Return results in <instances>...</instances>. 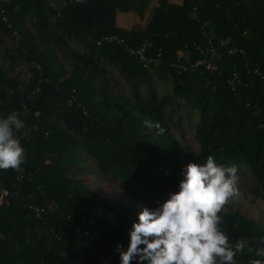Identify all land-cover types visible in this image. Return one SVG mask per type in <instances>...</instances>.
Wrapping results in <instances>:
<instances>
[{
	"label": "trees",
	"instance_id": "obj_1",
	"mask_svg": "<svg viewBox=\"0 0 264 264\" xmlns=\"http://www.w3.org/2000/svg\"><path fill=\"white\" fill-rule=\"evenodd\" d=\"M151 1L0 0V35L13 42L0 39V118L18 110L28 129L24 178L0 171V192H8L0 264H119L115 246H127L139 210L92 191L81 178L88 159L163 202L185 165L213 155L236 164L264 200V0H158L142 28ZM126 12L136 14L131 29L116 22ZM110 35L123 43L97 44ZM142 46L146 63L129 55ZM205 56L215 70L191 67ZM20 61L32 74L27 82L8 73ZM114 72L129 95L111 85ZM155 82L169 92L158 97ZM186 110L199 117L193 125L188 118L199 156L184 139ZM146 119L166 133L147 129ZM30 206L43 209L40 218ZM223 216L234 238L264 235V224L239 210ZM239 259L247 264L248 256Z\"/></svg>",
	"mask_w": 264,
	"mask_h": 264
},
{
	"label": "clouds",
	"instance_id": "obj_2",
	"mask_svg": "<svg viewBox=\"0 0 264 264\" xmlns=\"http://www.w3.org/2000/svg\"><path fill=\"white\" fill-rule=\"evenodd\" d=\"M144 125L157 136L167 131L158 121L146 119ZM27 134L20 111L0 118V171H19L26 163L22 138ZM238 170L236 164L217 163L213 155L185 165L176 191L155 206L141 207L127 246H115L119 264H240L245 255L247 264H264V235L234 238L224 224L225 208L241 196Z\"/></svg>",
	"mask_w": 264,
	"mask_h": 264
},
{
	"label": "rangeland",
	"instance_id": "obj_3",
	"mask_svg": "<svg viewBox=\"0 0 264 264\" xmlns=\"http://www.w3.org/2000/svg\"><path fill=\"white\" fill-rule=\"evenodd\" d=\"M173 4H180L181 0H170ZM158 7V0H152L145 10L142 16L141 26L145 28L153 15V9ZM129 14L122 15V23L125 21L124 28L131 29L133 26L134 12H126ZM117 20V19H116ZM119 22V19H118ZM27 24L30 23L27 21ZM0 39L3 44L9 48L13 46V42L10 37L0 35ZM73 48L82 51L81 47H76L74 43L71 44ZM63 64L68 68L69 65L63 60ZM10 76L16 77L22 82H27L32 76L29 67L23 61H20L19 65L10 68L8 71ZM111 85L116 91H119L125 95H129L128 87L125 84L121 76L114 72L112 76L109 77ZM155 87L157 96L160 97L162 94L169 92V86H163L159 82H155ZM182 128L184 133V139L186 143L196 152V156H199L198 146L193 139V131H190V125L188 118L191 119L192 125L198 122V114L190 110L182 111ZM196 159L201 162L198 158H193L191 162H196ZM86 171L82 173L81 178L87 183L88 187L96 192L101 197L110 199L116 203L123 205H134L140 211L141 207L144 205L155 206L156 201L148 196H146L138 187L136 186H126L121 181L114 179L113 177L106 175L98 170L97 164L94 160L88 159V164L86 165ZM240 178V190L241 196L237 202L230 203L225 211L230 209H236L252 218L260 224H264V200L260 199L258 196L253 194V185L247 176L238 175ZM83 254H79V258ZM81 260L75 259L73 264H81Z\"/></svg>",
	"mask_w": 264,
	"mask_h": 264
},
{
	"label": "built area",
	"instance_id": "obj_4",
	"mask_svg": "<svg viewBox=\"0 0 264 264\" xmlns=\"http://www.w3.org/2000/svg\"><path fill=\"white\" fill-rule=\"evenodd\" d=\"M3 20L6 22V19L5 18H3ZM102 42H107V43H114L115 42V43L122 44L123 43V40H121L117 36L110 35V36H103L97 42V44L100 45ZM220 44L223 45V44H227V43L224 42V41H221ZM215 51H216V49H213V53H215ZM201 53L202 54H205L203 51H201ZM129 55L131 57H133V58L141 61V62H144V63L147 62L146 56H145L144 46H142V47H140L138 49H130L129 50ZM200 66H204L206 68V70H209V71H212V70H215L216 69L215 64L207 56H205L204 59H198V60H196L191 67L196 68V67H200ZM181 68H184V67H181ZM17 172H18L17 180L21 181L24 178V176H25L23 168H21ZM7 196H8V192L6 190H1V192H0V206L6 202ZM30 209L32 210V212L35 214V216L37 218H40L41 217V214L43 213V209H41L39 207H34V206H30ZM73 262H75V260H73L71 262V264H73Z\"/></svg>",
	"mask_w": 264,
	"mask_h": 264
},
{
	"label": "crops",
	"instance_id": "obj_5",
	"mask_svg": "<svg viewBox=\"0 0 264 264\" xmlns=\"http://www.w3.org/2000/svg\"><path fill=\"white\" fill-rule=\"evenodd\" d=\"M65 0H49V2L52 4V5H54V6H57V5H59V4H62L63 2H64ZM125 14H129V13H117V15H116V22H117V25L119 26V27H121V28H124V26H126L125 25V22L124 23H122V19H123V16L122 15H125ZM118 19H119V22H118ZM135 21H136V14L134 13V18H133V26H134V23H135ZM132 26V27H133ZM131 27V28H132ZM124 29H126V28H124Z\"/></svg>",
	"mask_w": 264,
	"mask_h": 264
}]
</instances>
